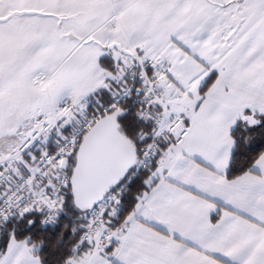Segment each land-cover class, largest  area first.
Wrapping results in <instances>:
<instances>
[{"label": "snow or ice", "instance_id": "snow-or-ice-1", "mask_svg": "<svg viewBox=\"0 0 264 264\" xmlns=\"http://www.w3.org/2000/svg\"><path fill=\"white\" fill-rule=\"evenodd\" d=\"M0 264H264V0H0Z\"/></svg>", "mask_w": 264, "mask_h": 264}]
</instances>
